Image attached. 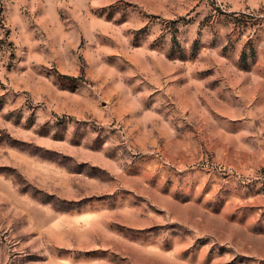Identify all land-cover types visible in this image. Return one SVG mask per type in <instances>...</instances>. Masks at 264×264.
Returning <instances> with one entry per match:
<instances>
[{"label": "rangeland", "instance_id": "374dc122", "mask_svg": "<svg viewBox=\"0 0 264 264\" xmlns=\"http://www.w3.org/2000/svg\"><path fill=\"white\" fill-rule=\"evenodd\" d=\"M0 264H264V0H0Z\"/></svg>", "mask_w": 264, "mask_h": 264}, {"label": "crops", "instance_id": "0c3cea01", "mask_svg": "<svg viewBox=\"0 0 264 264\" xmlns=\"http://www.w3.org/2000/svg\"><path fill=\"white\" fill-rule=\"evenodd\" d=\"M135 222V221H134ZM133 222V223H134ZM125 226H127V227H131V230H134V231H136V223H134V224H132V225H130V224H124Z\"/></svg>", "mask_w": 264, "mask_h": 264}]
</instances>
